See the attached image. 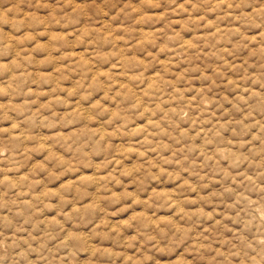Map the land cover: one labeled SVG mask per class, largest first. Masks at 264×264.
<instances>
[{"label": "clouds", "instance_id": "clouds-1", "mask_svg": "<svg viewBox=\"0 0 264 264\" xmlns=\"http://www.w3.org/2000/svg\"><path fill=\"white\" fill-rule=\"evenodd\" d=\"M0 264H264V0H0Z\"/></svg>", "mask_w": 264, "mask_h": 264}]
</instances>
